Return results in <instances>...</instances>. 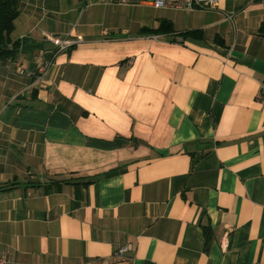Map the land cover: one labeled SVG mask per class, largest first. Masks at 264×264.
Masks as SVG:
<instances>
[{"label": "crops", "instance_id": "crops-1", "mask_svg": "<svg viewBox=\"0 0 264 264\" xmlns=\"http://www.w3.org/2000/svg\"><path fill=\"white\" fill-rule=\"evenodd\" d=\"M11 38L7 264H264V0H22Z\"/></svg>", "mask_w": 264, "mask_h": 264}, {"label": "built area", "instance_id": "built-area-1", "mask_svg": "<svg viewBox=\"0 0 264 264\" xmlns=\"http://www.w3.org/2000/svg\"><path fill=\"white\" fill-rule=\"evenodd\" d=\"M97 1H108L111 3H128L129 0H97ZM151 4L156 8L161 7H173L192 10L195 8L203 9H215L219 3V0H149ZM50 41H53L56 46L55 49L51 51L48 57L44 58L42 65L38 68V78L41 79L48 68L53 64L54 55L61 51L65 50L71 43L72 40L65 39H56L52 35L47 36ZM255 100L262 105H264V89H261L256 95ZM126 247H119L116 250V255L121 256L125 253ZM0 264H7L6 257L0 255Z\"/></svg>", "mask_w": 264, "mask_h": 264}, {"label": "trees", "instance_id": "trees-1", "mask_svg": "<svg viewBox=\"0 0 264 264\" xmlns=\"http://www.w3.org/2000/svg\"><path fill=\"white\" fill-rule=\"evenodd\" d=\"M22 0H0V61L12 58L20 46V41L12 40L11 33L14 29V20L19 15V4ZM160 33L172 32V23L166 19L159 20ZM57 182H67L66 179ZM203 234L209 240L211 230L209 226L203 225ZM208 242V241H206Z\"/></svg>", "mask_w": 264, "mask_h": 264}, {"label": "rangeland", "instance_id": "rangeland-1", "mask_svg": "<svg viewBox=\"0 0 264 264\" xmlns=\"http://www.w3.org/2000/svg\"><path fill=\"white\" fill-rule=\"evenodd\" d=\"M143 13V12H142ZM142 19V16H141V14L139 13V21Z\"/></svg>", "mask_w": 264, "mask_h": 264}]
</instances>
